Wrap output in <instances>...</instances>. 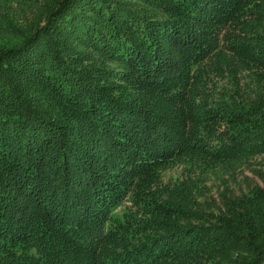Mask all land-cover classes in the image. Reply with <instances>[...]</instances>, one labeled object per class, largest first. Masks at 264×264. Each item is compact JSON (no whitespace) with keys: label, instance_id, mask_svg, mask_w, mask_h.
I'll list each match as a JSON object with an SVG mask.
<instances>
[{"label":"trees","instance_id":"trees-1","mask_svg":"<svg viewBox=\"0 0 264 264\" xmlns=\"http://www.w3.org/2000/svg\"><path fill=\"white\" fill-rule=\"evenodd\" d=\"M0 264H264V0H0Z\"/></svg>","mask_w":264,"mask_h":264},{"label":"rangeland","instance_id":"rangeland-1","mask_svg":"<svg viewBox=\"0 0 264 264\" xmlns=\"http://www.w3.org/2000/svg\"><path fill=\"white\" fill-rule=\"evenodd\" d=\"M248 174V172H246ZM131 197L127 199L126 202H123L113 208V215L119 218H123L124 212L129 208L131 202H130Z\"/></svg>","mask_w":264,"mask_h":264}]
</instances>
